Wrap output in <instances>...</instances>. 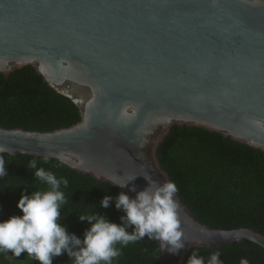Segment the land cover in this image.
Here are the masks:
<instances>
[{
  "label": "water",
  "instance_id": "95a60500",
  "mask_svg": "<svg viewBox=\"0 0 264 264\" xmlns=\"http://www.w3.org/2000/svg\"><path fill=\"white\" fill-rule=\"evenodd\" d=\"M32 66L81 120L52 132L0 128V154L55 159L100 183L170 180L157 156L173 126L264 152V0H0V74ZM127 112V115L124 113ZM171 181V180H170ZM185 247L255 243L257 229H214L176 193ZM160 245V242H158Z\"/></svg>",
  "mask_w": 264,
  "mask_h": 264
},
{
  "label": "trees",
  "instance_id": "16d2710c",
  "mask_svg": "<svg viewBox=\"0 0 264 264\" xmlns=\"http://www.w3.org/2000/svg\"><path fill=\"white\" fill-rule=\"evenodd\" d=\"M80 120L78 107L51 89L34 67L25 66L8 76L0 74V128L52 132ZM0 155L8 172L0 177V221L23 214L17 207L22 193L30 195L47 188L35 178V169L28 167L35 159L38 167L69 180L68 187L63 189L68 202L61 209L60 221L69 233L83 239L85 229L90 227L87 221L79 220V214L95 211L112 222H121L124 213L115 208L114 199L108 208L100 203L105 195L115 198L121 192L111 184L100 183L55 159L47 158L45 163V158L30 155ZM157 156L176 184L179 198L196 219L214 229L250 228L264 234V152L202 128L175 125L159 146ZM194 250L206 260L218 250L223 264H240L242 258H247L249 264H264V248L255 243L194 248L182 264H186ZM160 255L158 241L146 236L123 248L113 264H159ZM0 264L39 262L26 253L15 257L11 252H0ZM53 264L71 262L64 253L55 257Z\"/></svg>",
  "mask_w": 264,
  "mask_h": 264
},
{
  "label": "clouds",
  "instance_id": "9594fccd",
  "mask_svg": "<svg viewBox=\"0 0 264 264\" xmlns=\"http://www.w3.org/2000/svg\"><path fill=\"white\" fill-rule=\"evenodd\" d=\"M4 151L0 148V153ZM44 162L47 163V158ZM28 167L35 169V178L47 188L30 195L22 193L17 207L23 214L0 221V252H11L15 257L26 253L39 264H53V259L64 253H67L71 264H113L123 248L146 236L160 242L163 251L173 254H178L185 247L180 205L175 199L178 188L173 181L160 183L144 175L146 187L137 191L133 185L129 189L136 193L135 197L124 191L115 198L105 195L101 206L108 208L114 199L115 208L124 213L120 217L121 222H112L95 211L79 214V220L90 225L81 239L75 233H69L67 226L60 222L61 209L68 202L63 189L68 187L69 180L38 167L35 159L29 162ZM7 174L5 159L0 155V177ZM136 178L133 176L124 183L113 181L112 185L124 189ZM220 256L221 252L217 250L211 252L206 260L194 250L186 264H223ZM240 264H249V261L242 258Z\"/></svg>",
  "mask_w": 264,
  "mask_h": 264
}]
</instances>
